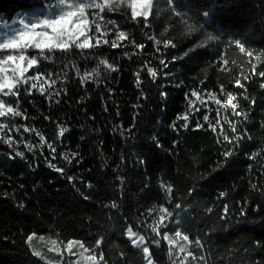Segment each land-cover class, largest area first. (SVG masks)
<instances>
[{
    "label": "trees",
    "instance_id": "trees-1",
    "mask_svg": "<svg viewBox=\"0 0 264 264\" xmlns=\"http://www.w3.org/2000/svg\"><path fill=\"white\" fill-rule=\"evenodd\" d=\"M43 2L0 0V19L10 21L19 12L41 8ZM48 2L54 4L55 0ZM173 8L199 31L186 37L177 23L169 34L161 36L169 23L164 16L150 17L152 24L145 29L142 17L137 18L139 22L131 20L130 9L108 13L120 29L147 46L143 54L126 58L125 52L137 51L130 43L119 49L104 46L100 51L122 70L102 75L97 84L90 83L87 89L79 87L73 78L67 83V94L53 96L51 103L39 94L23 96L21 107L28 119L17 118L15 122L35 127L49 139L54 135L55 124L44 120L43 115H51L70 127L63 142H57V150L70 156L79 153L77 160L72 165L63 159L52 162L66 167L76 177V187L92 198L84 200L72 183L47 167L50 156L46 147L43 155L39 147L34 155L28 153L32 161L28 166L5 155L8 146L0 141V264H43L30 255L24 242L28 234H49L64 243L76 239L89 246L103 237L102 251L109 264H120L121 251L127 264H144L142 254L126 243L124 229L135 225V230L152 238L146 209L165 202L159 188L161 180L174 186L176 203L182 205H168L174 216L166 231L179 228L193 241H202L200 247L193 243L191 250L198 259L190 264H264V247L256 244L258 241L264 245V90L259 87L262 78L254 77L256 83L244 79L251 73V64L257 63L255 56L250 60L234 48V41L239 39L255 55L264 54V0H174ZM205 12L209 15L205 16ZM206 35L215 39L188 56L183 55ZM149 36L160 40L171 36L177 47L165 50ZM157 47L164 53L168 68L160 72L154 83L143 63L148 61L161 68L159 59L154 58ZM222 56L230 61L223 71L218 67ZM64 59L46 64V68L60 72ZM72 59L82 69L95 65V58L85 60L76 55ZM137 71L141 73L139 88L133 75ZM258 71H264V64H258ZM237 77L255 100L254 106L248 105L250 119L243 122L239 118L242 122L237 125L241 132L247 130L252 140L245 137L243 146L235 149L237 154L225 165L223 154L234 145L225 141L223 135L233 134L228 122L223 124V134H219L217 106L207 101L206 91L220 94L219 86L223 84L228 92L238 94V103L243 107L248 104L243 90L231 83ZM194 89L201 92L208 105L197 102L194 108H200L199 112L189 111L185 99ZM161 92L167 96L162 97ZM56 99L62 102L57 104ZM185 112L190 118L187 129L175 119ZM204 114L216 124L217 132L204 124ZM225 116L231 122L238 119L231 109H219V119ZM197 121L204 127L197 129ZM2 122L14 121L3 118ZM173 122L179 131L171 127ZM128 128H132L131 134L124 131ZM12 135L16 140H38L22 128L19 132L13 130ZM19 147L27 152L23 141ZM253 152L257 155L249 160L247 157ZM117 176L123 178L122 183ZM82 181L91 182L94 187L88 189ZM222 192L224 197H220ZM113 201L117 207H105ZM21 203L26 207L21 208ZM241 203L245 216L240 215ZM224 205L229 212L226 219H221ZM141 224L143 228L139 227ZM153 253L155 264H173L166 244L153 246Z\"/></svg>",
    "mask_w": 264,
    "mask_h": 264
},
{
    "label": "snow or ice",
    "instance_id": "snow-or-ice-1",
    "mask_svg": "<svg viewBox=\"0 0 264 264\" xmlns=\"http://www.w3.org/2000/svg\"><path fill=\"white\" fill-rule=\"evenodd\" d=\"M173 3L174 0H146L145 3H139L138 0H55L53 4L48 2V0H44L38 13L34 12L31 16L25 13L18 21L13 20V24L18 23L20 25L19 28L5 23L3 27L8 29V31L4 34L3 41L0 42V141L8 146V151L5 152V155L12 160L18 158L28 166H31L32 161L28 153L34 155L35 149L39 147L41 155H43V149L46 147L50 156V159H47V167L53 172L59 173L76 187V177L71 175L66 167L52 162L57 159H63L68 165H72L73 161L77 160L79 153H72L70 156L67 152L59 153L57 150V142H63V138L70 131V127L58 120H54L51 115H43L44 120L55 124L54 135L52 139H49L35 127L15 122L17 118L25 121L28 119V113L21 107L23 96L27 95L31 97L39 94L51 103L53 96L61 97L67 94V83L73 78L78 82L79 87L87 89L88 84H97L102 75H109L122 70L100 51L104 46H108L111 49H119L122 46L127 48L130 43L132 48L137 51L125 52L126 58L131 59L133 55L143 54L147 46L143 42H136L133 37H130L128 32L120 29L118 24L107 16L108 13L117 12L125 8L130 9L131 20L139 22L137 18L142 17V26L145 29L150 28L152 19L164 16L169 23L164 31L160 33L161 36L169 34L170 30L178 23L182 27V34L186 37H191L199 29L196 25L181 18L180 14L173 8ZM90 9L92 10L91 14L89 13ZM204 15L208 16L209 13L205 12ZM109 35H112L113 39L109 40ZM149 39L153 40L157 46L162 44L165 50L177 47L174 38L171 36L164 40L152 36H149ZM213 39L215 37L206 35L205 39L199 43L194 42L193 47L188 48L183 55L188 56L196 49L203 48L207 41ZM234 48L240 54L250 58V60L255 56L257 63L251 64V73L249 76L244 77V79L248 83H256L257 81L253 79L254 77L258 76L262 78V82H259V87L264 90V71H258V64H264V54L255 55L239 39L234 41ZM57 53L60 56H57ZM156 53L157 57L154 58L159 59L160 69L152 66L148 61L143 63L147 75L154 83L157 81L160 72L168 68V62L159 47L156 48ZM76 55L82 56L85 60L95 58V65L90 69L88 67L82 69L72 59ZM62 58L65 59L63 60V67L60 72H53L46 68V64H54L56 60ZM229 63V59L226 56H222L218 67L223 71L224 66H227ZM163 74L165 76L168 75L166 72ZM133 75L135 77V84L139 88L141 73L137 71ZM231 83L235 88L243 90V99L248 104L241 107L238 103V94L228 92L223 84L219 86L220 94H217L215 91H206L207 101L217 106L218 119L216 124L220 125L219 134H223V124L225 122L229 123L233 134L231 137L226 134L223 135L225 141L234 145L233 149L227 150L223 154L225 165H227L230 157L237 154L235 149L243 146L241 141L245 137L249 141L252 140L251 134L247 130L241 132L237 125L242 121L247 122L250 119L248 105L254 106L255 104V100L250 95L249 88L245 83H242L239 77ZM109 92L111 93V89H109ZM160 95L166 97L167 93L161 92ZM220 95H223L225 98L221 99ZM190 97H195L196 99L193 100ZM190 97L189 94H186L185 99L187 100L189 111L193 109L196 112L200 111V108H194L197 102L206 107L208 106L201 92L194 89L191 91ZM61 102L60 99H56L55 101L57 104ZM81 102L82 99L77 100V103ZM138 106L136 105L135 107ZM219 109H231L232 115L238 118L237 121H228L227 116L223 120L219 119ZM208 110L210 111L211 109L209 108ZM3 118L14 122H2ZM239 118H242V121ZM175 119L176 121H182L180 127L189 128L190 118L188 112L177 115ZM203 121L209 129L217 132L216 124L212 123L208 114L203 115ZM171 127L179 131L176 122H173ZM195 127L200 129L204 125L197 121ZM21 128L24 133L35 134L38 140L31 142L23 140V137H21V140L14 139L12 135L13 130L19 132ZM124 131L131 134L132 128L125 129ZM121 134L123 135V132ZM21 141H23V149H26L27 152L21 150L19 147ZM217 142L219 143L220 141L218 140ZM13 145H16V147H13ZM157 146L162 147L159 143H157ZM0 151L3 150L0 149ZM256 155L257 153L253 152L247 158L251 160ZM140 162L145 163L143 160ZM117 180L121 183L123 182L122 177L117 176ZM82 183H86L88 189L94 187L91 182L82 181ZM159 188L163 192L165 202L153 204L150 208L146 209L145 216L146 219L151 218L149 227L152 238L149 239L142 232L135 230L137 227L135 225L126 226L124 229L126 243L142 254L141 258L144 264H155L153 246L160 248L163 244L167 245V253L169 258L173 260V264H190V261H197V255L191 250V247L193 243L197 247L202 246L200 239L193 241L189 234L182 232L179 228L173 231H166L170 220L174 216L168 205L174 204L176 208L182 207L181 204L176 203L174 186L161 180ZM76 191L86 201L92 198L78 187H76ZM224 196L225 193H220V197ZM19 206L21 208L26 207L24 203H21ZM105 207L115 208L117 204L113 201L112 204L105 205ZM228 212V206L224 205V215L221 219H226ZM240 215H246L243 203H241ZM177 224H179V221H177ZM139 227L143 228L144 225L141 224ZM33 239V235L28 234L24 242L30 250V255L38 258L43 264H109L106 255L102 251L104 247L103 237L96 238L94 244L91 246L87 245L84 241L76 239L68 240L66 243L59 239H51L49 240L46 253L34 246ZM256 244L258 247H264L258 241ZM51 253H54L55 256L48 255ZM64 253H67V257L64 256ZM119 255L120 264H127V257L124 252L121 251ZM72 257L76 258L72 259ZM200 259L202 260L203 257H200Z\"/></svg>",
    "mask_w": 264,
    "mask_h": 264
},
{
    "label": "rangeland",
    "instance_id": "rangeland-1",
    "mask_svg": "<svg viewBox=\"0 0 264 264\" xmlns=\"http://www.w3.org/2000/svg\"><path fill=\"white\" fill-rule=\"evenodd\" d=\"M138 2L139 3H145L146 0H138ZM39 11H40V8H34V9H31V10H28V11L19 12L10 21H4V20L0 19V42L3 41V36L8 31V29H5L3 27V25L5 23H7V24H9V25H11L13 27L19 28L20 25L18 23L13 24V20H17L18 21V19L25 13H27L29 16H31L34 12L38 13ZM32 235L34 237V239H33L34 246L37 247V249L42 250V251H44L46 253L47 246H49V240H51L53 238H51V236L49 234H43V235L32 234ZM48 255L49 256H55L54 253H51V254H48ZM64 256L67 257V253H64ZM75 258L76 257H72V259H75ZM57 259H60V258H57Z\"/></svg>",
    "mask_w": 264,
    "mask_h": 264
}]
</instances>
